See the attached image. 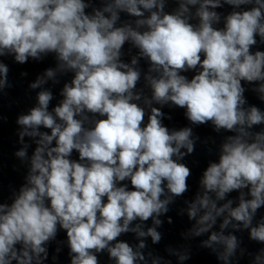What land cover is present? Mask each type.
Instances as JSON below:
<instances>
[{
  "label": "clouds",
  "instance_id": "clouds-1",
  "mask_svg": "<svg viewBox=\"0 0 264 264\" xmlns=\"http://www.w3.org/2000/svg\"><path fill=\"white\" fill-rule=\"evenodd\" d=\"M223 3L248 7L229 13L220 28L213 26L220 15L210 9L222 7L221 0H180L171 14L164 12V0H113L91 14L84 0H0V56L14 53L23 64L29 57L55 53L58 70L74 72L54 115L48 110L52 93L44 90L38 106L17 119L21 142L25 136L38 139L27 184L10 206L0 204V264H44L45 245L59 229L66 231L71 264H99L98 254L105 250L115 264L145 261L143 239L134 249L117 238L132 232L153 244L161 241L159 217L188 190L191 171L179 161L195 149L192 129L169 131L153 102L186 109L194 125L210 121L216 131L235 133L222 145L219 162L203 172L202 194L187 209L195 220L188 235L208 233L202 247L216 252L214 246L222 245L217 256L225 264L239 247L235 235H224L229 225L236 230L242 225L251 240L264 243V218L252 226L264 206V131H251L264 124V113L244 108L242 85L261 82L256 91L264 100V51H250L257 36L264 42V0ZM197 5L199 23L194 25L189 6ZM121 12L138 18L135 28L116 26ZM127 41L149 62V73L158 74L145 77L152 90L151 99H144L150 108L147 123L145 108L133 102L141 99L134 92L141 75L134 67L138 58L131 65L120 59ZM189 70L195 73L191 79L181 74ZM8 71L0 63V90L9 86ZM55 74L48 69L45 76ZM43 83L38 78L30 87ZM87 114L97 118L90 121ZM27 147L15 155L26 158ZM242 189H248L250 199L240 191L238 206L232 207L230 199L218 205L226 194ZM222 216L220 231H214ZM150 218L154 226L144 230L142 223ZM137 220L142 223L130 227ZM173 254L189 259L187 252ZM152 264H160V258ZM254 264H264V249Z\"/></svg>",
  "mask_w": 264,
  "mask_h": 264
}]
</instances>
